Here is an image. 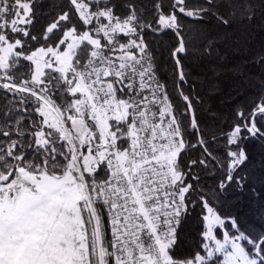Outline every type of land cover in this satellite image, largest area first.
Listing matches in <instances>:
<instances>
[{
  "label": "snow or ice",
  "instance_id": "snow-or-ice-1",
  "mask_svg": "<svg viewBox=\"0 0 264 264\" xmlns=\"http://www.w3.org/2000/svg\"><path fill=\"white\" fill-rule=\"evenodd\" d=\"M254 35L264 0H0V264H264Z\"/></svg>",
  "mask_w": 264,
  "mask_h": 264
},
{
  "label": "trees",
  "instance_id": "trees-1",
  "mask_svg": "<svg viewBox=\"0 0 264 264\" xmlns=\"http://www.w3.org/2000/svg\"><path fill=\"white\" fill-rule=\"evenodd\" d=\"M262 45H264V36H260V35H254L249 41H248V45H247V49L243 50V51H230L229 52V60L231 63H235V64H240L242 63V61L244 60V58L247 55H250L251 53L255 52L256 50H258ZM201 72H204L208 78V84L205 85L204 88V94L205 97L207 98L208 95V88L211 86L213 79H215L213 77L212 72L210 71V69L207 66V63H205L200 69H198ZM248 72L251 76H253L254 78H259L262 75H264V69H261L259 67H255L252 65L248 66ZM233 84L232 78L231 76H228L226 78H223V83L221 84V87L227 90H231L230 86ZM214 103H219V101H211ZM190 233V230H189ZM190 244V238L189 236L185 237V243L184 245H182L183 249H187L188 245Z\"/></svg>",
  "mask_w": 264,
  "mask_h": 264
}]
</instances>
